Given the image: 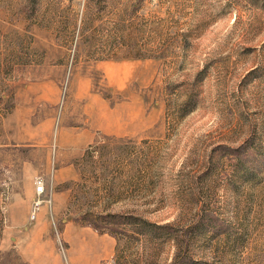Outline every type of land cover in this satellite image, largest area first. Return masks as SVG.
<instances>
[{
  "label": "rangeland",
  "instance_id": "374dc122",
  "mask_svg": "<svg viewBox=\"0 0 264 264\" xmlns=\"http://www.w3.org/2000/svg\"><path fill=\"white\" fill-rule=\"evenodd\" d=\"M0 264H264V0H0Z\"/></svg>",
  "mask_w": 264,
  "mask_h": 264
},
{
  "label": "built area",
  "instance_id": "2783aa9c",
  "mask_svg": "<svg viewBox=\"0 0 264 264\" xmlns=\"http://www.w3.org/2000/svg\"><path fill=\"white\" fill-rule=\"evenodd\" d=\"M36 187H35V193L39 194L42 192V185L40 182H36L35 183ZM31 218H33V215L31 216Z\"/></svg>",
  "mask_w": 264,
  "mask_h": 264
}]
</instances>
